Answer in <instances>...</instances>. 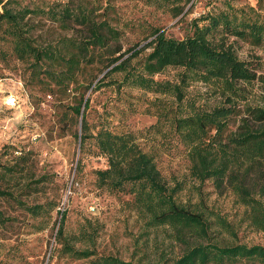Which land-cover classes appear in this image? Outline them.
I'll return each instance as SVG.
<instances>
[{
	"label": "rangeland",
	"instance_id": "rangeland-1",
	"mask_svg": "<svg viewBox=\"0 0 264 264\" xmlns=\"http://www.w3.org/2000/svg\"><path fill=\"white\" fill-rule=\"evenodd\" d=\"M67 0H11L13 11H32L24 20V33L37 45L60 47L64 38L79 39L83 30H65L46 11ZM95 10L99 20H107L118 37L109 49L95 50L91 64H82L77 83L67 89L44 71L59 70L51 62L36 64L18 59L14 40L0 22V165L15 169L0 178V186L10 193L0 196V264H94L99 257H116L136 264H156L177 257L184 246L176 234L164 227H149L137 212L132 197L100 187L96 172L107 167L93 136L101 128L116 134H132L139 148L152 156L162 178L172 188L180 185L177 201L197 208L214 222L213 212L232 226L233 234L214 226V233L228 243L264 246V231L252 225L247 209L228 186L214 187L190 174L188 146L173 128L178 116L194 110L221 105L224 97L213 86L191 78L184 86V99L178 102L168 94L152 93L132 83L122 82L123 73L108 74L109 53L113 50L132 58L128 68L141 70L150 49L152 30L182 39L192 32L194 19L208 13L228 11L230 4L264 16V1L258 0H70ZM54 9V8H53ZM234 40L241 60L260 62L258 75L264 77V43ZM259 64V63H258ZM182 69L168 67L155 80L177 83ZM104 76V78H103ZM101 80L99 88L94 89ZM92 83V84H91ZM91 84L90 87H88ZM261 82L249 87L238 108L264 101ZM14 95L17 105L8 108L4 98ZM88 100L83 110L87 139L81 144L82 120L72 108ZM230 130L236 121L229 123ZM3 169L0 168V175ZM64 215V239L57 230ZM75 250L89 251L77 259L64 253L63 243Z\"/></svg>",
	"mask_w": 264,
	"mask_h": 264
},
{
	"label": "trees",
	"instance_id": "trees-1",
	"mask_svg": "<svg viewBox=\"0 0 264 264\" xmlns=\"http://www.w3.org/2000/svg\"><path fill=\"white\" fill-rule=\"evenodd\" d=\"M10 3L11 0H0V22L5 25L4 32L14 40L13 51L17 58H29L36 64L60 65L59 70L45 68L44 71L66 89L77 83L76 74L82 64L93 63L94 51L109 49L110 41L118 37L117 30L107 20H99L93 8L82 4L71 6L67 0L49 7L46 14L65 30L80 28L83 37L64 38L60 47L37 45L23 30V22L32 11H13ZM228 7V11L194 19L192 32L182 39L152 30L151 40L143 48L150 52L144 57L140 71L128 68L129 61L139 54L132 49L127 51L132 53L126 59L119 50L111 51L106 57V69L110 67L108 74L122 72V82L129 81L152 93L171 95L178 102L184 99L182 88L191 78L213 84L224 97L221 105L178 116L172 126L188 146L191 176L200 183L212 181L216 188L228 186L246 207V217L252 225L264 231V101L255 106L247 104L243 111L236 104L237 100L245 99L249 87L253 88L258 81L264 91V77L258 75L260 62L241 60L231 40L249 41L254 45L264 43V16L253 8L247 13L230 4ZM168 67L182 69L180 80L177 83L155 80V75ZM100 84L101 80L94 89ZM87 103L85 100L83 109L82 104L72 108L75 115L81 114V144L87 139L83 118ZM231 120L237 125L233 131H229ZM93 138L107 162L105 169L96 172L98 185L129 194L149 227L172 230L184 246L177 257L165 258L156 264H264V246L224 242L212 230L217 226L233 234L231 224L222 216L211 211L209 214L215 218L210 222L205 212L179 203L176 196L180 185L172 188L167 185L152 156L139 148L132 134H116L101 128ZM0 168L3 169L0 178L6 173H15L12 167L0 165ZM9 195L0 186V196ZM63 219L64 215L57 230L60 239H64ZM63 251L77 259L91 255L65 242ZM93 263L136 264L111 256L96 258Z\"/></svg>",
	"mask_w": 264,
	"mask_h": 264
},
{
	"label": "built area",
	"instance_id": "built-area-1",
	"mask_svg": "<svg viewBox=\"0 0 264 264\" xmlns=\"http://www.w3.org/2000/svg\"><path fill=\"white\" fill-rule=\"evenodd\" d=\"M17 103V98L14 95H8L4 98V104L8 108L15 107Z\"/></svg>",
	"mask_w": 264,
	"mask_h": 264
}]
</instances>
